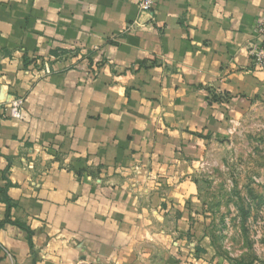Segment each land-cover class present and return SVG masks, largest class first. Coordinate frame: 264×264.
<instances>
[{
	"label": "crops",
	"instance_id": "obj_1",
	"mask_svg": "<svg viewBox=\"0 0 264 264\" xmlns=\"http://www.w3.org/2000/svg\"><path fill=\"white\" fill-rule=\"evenodd\" d=\"M139 3L0 0V264L216 263L199 167L264 106V0Z\"/></svg>",
	"mask_w": 264,
	"mask_h": 264
},
{
	"label": "rangeland",
	"instance_id": "obj_2",
	"mask_svg": "<svg viewBox=\"0 0 264 264\" xmlns=\"http://www.w3.org/2000/svg\"><path fill=\"white\" fill-rule=\"evenodd\" d=\"M200 164L215 264H264V106L210 140Z\"/></svg>",
	"mask_w": 264,
	"mask_h": 264
},
{
	"label": "built area",
	"instance_id": "obj_3",
	"mask_svg": "<svg viewBox=\"0 0 264 264\" xmlns=\"http://www.w3.org/2000/svg\"><path fill=\"white\" fill-rule=\"evenodd\" d=\"M160 0H140L139 7L141 12L151 15L156 13V8ZM131 27V26H130ZM257 34L264 40V20H259L256 24ZM249 53L252 57V65L258 68H264V44L262 46L249 47ZM24 99L15 98L10 102L7 117L10 119H21L23 114Z\"/></svg>",
	"mask_w": 264,
	"mask_h": 264
}]
</instances>
